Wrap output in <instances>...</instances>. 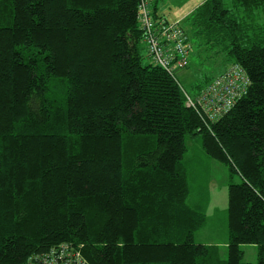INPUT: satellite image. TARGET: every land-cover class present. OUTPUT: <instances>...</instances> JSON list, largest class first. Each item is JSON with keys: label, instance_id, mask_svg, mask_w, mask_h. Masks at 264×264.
<instances>
[{"label": "trees", "instance_id": "trees-1", "mask_svg": "<svg viewBox=\"0 0 264 264\" xmlns=\"http://www.w3.org/2000/svg\"><path fill=\"white\" fill-rule=\"evenodd\" d=\"M140 1L0 0V264L61 243L89 264H248L242 245L264 264V0H204L180 20L189 57L225 62L192 96L175 76L189 58L169 74L147 56ZM232 67L250 83L224 116L186 107ZM187 136L239 178L225 260L195 242L208 196L189 201Z\"/></svg>", "mask_w": 264, "mask_h": 264}, {"label": "rangeland", "instance_id": "rangeland-1", "mask_svg": "<svg viewBox=\"0 0 264 264\" xmlns=\"http://www.w3.org/2000/svg\"><path fill=\"white\" fill-rule=\"evenodd\" d=\"M204 0H164L157 4V14L167 21L182 20ZM144 53V52H143ZM144 64L150 60L144 58ZM225 67L223 57L207 59L203 51L194 50L189 57L186 69L176 73L179 86L189 95H194L195 86L201 84L205 77H211ZM186 150L183 163L187 169L188 183L191 195L189 201H196L200 195L208 196L205 212L207 220L203 228L195 233L196 243H213L219 247L220 257L225 260L227 249L222 248V242L227 239V186L230 177L239 182L236 175H230L228 167L211 159L203 151L200 136L185 138ZM243 263L257 264V248L255 245H242Z\"/></svg>", "mask_w": 264, "mask_h": 264}, {"label": "built area", "instance_id": "built-area-1", "mask_svg": "<svg viewBox=\"0 0 264 264\" xmlns=\"http://www.w3.org/2000/svg\"><path fill=\"white\" fill-rule=\"evenodd\" d=\"M148 0L138 6V20L142 30V43L151 62L169 74L185 68L192 50L180 20H153ZM249 79L237 67L213 81L196 97L185 94V105L199 112L205 121H216L224 116L234 103L245 94ZM24 264H89L79 248L61 243L49 251L30 256Z\"/></svg>", "mask_w": 264, "mask_h": 264}, {"label": "crops", "instance_id": "crops-1", "mask_svg": "<svg viewBox=\"0 0 264 264\" xmlns=\"http://www.w3.org/2000/svg\"><path fill=\"white\" fill-rule=\"evenodd\" d=\"M203 244H210V243H203ZM211 244H213V243H211ZM218 243H216L215 245H217ZM222 248H226V243H225V241H223L222 243Z\"/></svg>", "mask_w": 264, "mask_h": 264}]
</instances>
